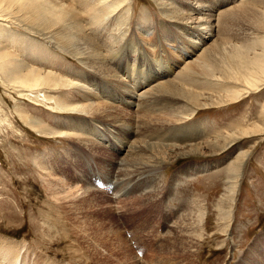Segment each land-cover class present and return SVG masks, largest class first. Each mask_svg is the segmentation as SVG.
I'll use <instances>...</instances> for the list:
<instances>
[{
    "label": "rangeland",
    "instance_id": "1",
    "mask_svg": "<svg viewBox=\"0 0 264 264\" xmlns=\"http://www.w3.org/2000/svg\"><path fill=\"white\" fill-rule=\"evenodd\" d=\"M192 1L176 0L199 8ZM212 1L219 9L241 2L253 3L252 0ZM129 3L130 10L125 14L128 17L125 22L128 27L126 38L128 41L137 38L146 44L141 45L139 57L122 49V54L126 53L128 58L117 67L112 63L113 69L128 80L126 68L135 61L133 67L143 66L144 75L140 82L132 86L131 94L126 93L123 98L116 96L123 102L111 101L110 119L119 114L127 117V121L134 126L138 121L136 116L142 114V110H138L131 100L136 101L135 95L140 91L169 79L165 86L171 85L173 92L167 89L166 96L181 94L184 84L174 76L187 61L196 59L185 74V80L191 82L193 78L189 74L207 69L211 57L217 64L222 62V66L227 58L222 52L216 56L217 50L211 44L213 39L223 38L222 35L208 36L201 48L206 43L209 46L203 54L199 53L201 48H193L180 29L176 26L171 28L174 24L160 13L154 0H130ZM80 7L76 8L79 10ZM218 10L213 11L214 17L218 16ZM194 12V17L200 16V10ZM248 13L249 17L242 11L231 14L220 31H228L230 26L231 31L237 33L244 32L246 28L248 32L254 30L250 19L255 17L258 22L259 18L254 13ZM120 14H111L110 20L101 26L92 25L91 37L99 46L109 42L108 34H114L112 29L119 24L116 17ZM85 16L83 13L80 17L84 19ZM219 18L213 20L214 26L218 27ZM21 27L1 22L0 45L9 52L19 53L25 62L34 67H42L63 77L67 76V71L76 75L80 69L85 75H96L81 65L78 58L58 48L47 45L46 50L41 45H32L34 41H29L28 35V40L17 39L16 34L25 33ZM147 29L151 33L144 36L143 32ZM10 33L15 35L10 36ZM248 42L252 44L254 40ZM248 47L241 53L243 56L250 55L249 52L257 45L251 50ZM104 50L101 49L102 53L107 55ZM233 63L243 71L238 60ZM251 71L252 68L246 72ZM160 74H164L165 78L154 79ZM100 76L101 84L113 85L112 80H108L109 76ZM191 87L195 91L209 90L220 100H226L230 92L241 89L234 84L208 86L194 83ZM246 91H241L242 96L238 100L219 106L214 104L219 100L211 97L205 101V107H195L191 121L187 120V123L204 122L213 136L232 130L236 123L245 125L259 121L264 86ZM73 92L72 89L43 91L40 94L23 91L28 94L23 97L20 92L0 83L1 254L11 256L12 262L18 258L22 264H264V132L239 138L231 147L216 155L207 152L209 148L199 154L193 151L186 154L189 148L194 149L192 146L196 143L180 147L179 153L159 163L156 170L159 188L147 194L131 191L129 187L116 192L111 185L114 180L109 178L115 169L125 167L120 164L125 153L122 149L124 142L115 145L104 142L99 147H92L77 140L72 133L84 134L82 128L77 129L84 125L83 122L76 120L75 125L67 126L65 123H69L70 115L52 108H59L56 100L63 104L89 103L98 101V98L78 100L79 92ZM44 94L51 98L46 100ZM35 96L39 97L37 101H34ZM210 100L213 103H208ZM100 107L92 114L101 111L102 105ZM19 113L30 124L24 123ZM84 120L92 125L90 116L84 117ZM38 122L48 135L33 131L31 126ZM106 125L104 123L98 129L104 131ZM122 134L125 139V133ZM139 137L133 139L146 140L142 133ZM153 139L158 141L156 136ZM244 151L240 170L237 167L228 168L237 154ZM145 168L139 169V172L147 174L152 169ZM118 173L121 177L122 174ZM234 175L236 191L229 206L221 201L227 179ZM89 184L93 185L92 188ZM50 191H58L59 195L53 197ZM95 194L96 199L92 198ZM89 198L94 203L91 207L81 202ZM222 210L227 211L228 220ZM21 242L26 244V249H21Z\"/></svg>",
    "mask_w": 264,
    "mask_h": 264
},
{
    "label": "bare ground",
    "instance_id": "2",
    "mask_svg": "<svg viewBox=\"0 0 264 264\" xmlns=\"http://www.w3.org/2000/svg\"><path fill=\"white\" fill-rule=\"evenodd\" d=\"M129 1L0 0V23L6 22L10 23V25L22 26L23 31L26 33L22 35L20 33L16 34V36L18 35L17 39L24 41L23 38H26L28 35L30 36L29 41H34L32 45H41L46 50H48V46L58 48L60 51L78 58L80 64L89 69L90 72L98 76L101 75L100 73L109 76L108 80H112L113 85L117 88L105 82L101 84L98 76L85 75L81 69L78 70L76 75L67 71V76L63 77L59 74L46 71L42 67H34V65L25 62L19 56V53L9 52L3 45H0V83L3 86H7L10 90L20 92L19 94H22L23 97L28 96L23 91L35 94L42 93L43 91L53 92L58 89H72L76 94L79 92L77 95L80 96L78 100L87 97L98 98L96 102H65L64 104L55 99L59 103V108L52 109H59L60 112L63 111L70 115L68 119L69 123H65L67 126L75 125L76 120L83 122L84 125L77 129L82 128L84 134L75 132L72 135L87 145L99 147L104 142L110 145L124 142L122 149L125 153L122 154L120 164L125 167L115 169L109 178L110 181L114 180V184H111L113 185V191L118 192L123 188L127 190L129 187L131 191H140L141 193L139 194H147L160 186L156 171L159 169V163L179 153L180 147H187L196 143L197 147L193 145L194 149L189 148L190 151L186 154L192 151L199 154L203 149L209 148L207 152L215 153L216 155L231 147L230 145L236 140L238 141L239 138L242 139L252 134L264 132V103L262 104L261 114H259V121L245 125H242V122L241 125L236 123V127H231L232 130L219 135L216 134L217 136H212V131H207L204 122L198 123L192 121L193 123H187L195 107L198 109L205 107V101L211 97L219 100L214 102L215 106H219L221 103L229 104L242 96L241 91H253L264 86V0H252V4L241 2L236 6L224 9L217 8L215 2L212 0H191L199 8L192 6L193 4H190L191 6L183 5L176 2V0H154L159 6L160 13L169 18V21L174 24L171 28L176 26L177 29H180L184 37L187 38V42L193 48L200 49L208 36L222 35L223 38H215L211 44L217 50L215 55L220 56V52H222L227 61L222 66V62L219 61V64H217L212 61L211 57L210 66L207 69L189 74V77L193 78L191 82L185 80V74L188 73L190 64L196 59L187 61L185 67L177 71L174 76V79L187 85H183L181 94L177 93L174 96H166L168 95L167 89H171L173 92L171 85L165 86L170 81L169 79L154 83L151 87L140 91L135 95L137 100H131L138 110H142V114L136 116L138 121L134 126H131L132 123L127 121V117H122L119 114L110 119V108L113 107L111 106V101L118 100L123 102L117 99L116 96L123 98L126 93L131 94L132 86L140 82L144 75L143 66L139 68L133 67L135 61L132 62L131 66L126 68L128 80H125L118 72H115L117 70L113 69V64L117 67L119 63L122 64V61L128 58V55H125L127 52L135 53L139 57L141 45L146 44V42H139L137 38L131 41L127 40L128 37L126 38L128 27L125 22L128 20V17L125 14H128V10H130L131 4ZM77 6H81V10H78ZM199 10L201 11L200 16L194 17L192 13ZM214 10H218V16H220L218 19L219 24H217L218 27L213 25V20L218 17H214ZM236 11L246 12L247 17L250 16L248 12L258 16V22L255 17L250 19V24L254 30L248 32L249 29L246 28L244 32L237 33L231 31L232 28L230 26L228 31H220L229 16L236 13ZM117 12L119 14L121 12V14L116 17L119 24L114 25L112 29L114 34H108L109 42L105 43L104 46H99L91 37L92 25L94 27V25L101 26L106 24L110 20V17H112L110 15L117 14ZM83 13L86 14V18L81 19L83 16H80ZM213 27L214 30L212 29ZM148 30H145L144 34H142L149 36L151 32L149 33ZM12 34L14 33H10V36ZM189 39L194 42H191ZM248 40H254V42L250 44ZM255 45H257V48H254ZM208 46L206 43L199 53L203 54L204 49ZM247 47L249 50L254 49L249 52L250 55L243 56L241 53ZM29 48L31 49V47ZM101 49H105L104 51L107 52V55L102 53ZM122 49L126 52L124 54L125 57L122 54ZM235 60H238L242 64L243 71L246 72L251 68L252 71L242 73L243 71L233 63ZM126 63L127 61L125 60ZM106 75H102L104 76L103 78L107 77ZM163 76L164 74H160L155 76L154 79H159ZM194 83L208 86L234 84L240 86L241 89L230 92V96L226 100H220L219 96H215L209 90H193L191 86ZM44 97L47 98L46 100L51 98L47 97L46 94H44ZM63 97H65V94ZM38 98L35 96L34 101H37ZM208 103L213 102L210 100ZM101 105L102 110L92 114L94 111L101 109ZM19 116L24 123L30 124L24 115L19 113ZM86 116L91 117V126L84 122V117ZM104 123L107 124L105 130H99L98 127L103 126ZM31 127L33 131H37L40 134H49L40 122L34 123V126ZM133 128L135 129L133 130ZM152 130L153 132H150ZM122 133H125V139L122 137ZM141 133L145 136L146 140L133 139V137H139ZM153 136H156V140L158 141H155ZM148 138L149 141H147ZM244 157L245 151L238 153L234 161L229 163L228 168L237 167L240 170ZM145 167H152V169L147 174L140 173L139 169ZM128 170L135 171L136 173H129L127 172ZM118 172L122 174L121 177L118 175ZM125 173L126 175L123 177ZM83 179L88 181L86 177ZM236 182V175L227 179L228 184L226 183V191L221 201L222 204L228 203L230 206L236 191ZM92 186L89 184L90 188ZM49 193L53 197L59 195L58 191H50ZM96 194L92 198L96 199ZM91 201L89 198L81 202L85 206L91 207L94 204ZM221 212L225 214L224 217L228 220L227 211L222 210ZM19 246L21 249H26V244L22 242ZM11 260V256L0 253V264H22V260L20 261L18 258L13 262Z\"/></svg>",
    "mask_w": 264,
    "mask_h": 264
}]
</instances>
